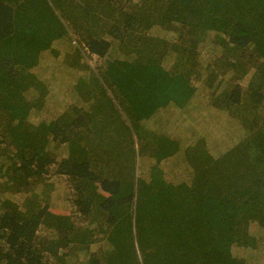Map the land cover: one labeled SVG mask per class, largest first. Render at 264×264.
Here are the masks:
<instances>
[{"label": "trees", "instance_id": "obj_1", "mask_svg": "<svg viewBox=\"0 0 264 264\" xmlns=\"http://www.w3.org/2000/svg\"><path fill=\"white\" fill-rule=\"evenodd\" d=\"M254 1L0 0V264H264Z\"/></svg>", "mask_w": 264, "mask_h": 264}, {"label": "rangeland", "instance_id": "obj_2", "mask_svg": "<svg viewBox=\"0 0 264 264\" xmlns=\"http://www.w3.org/2000/svg\"><path fill=\"white\" fill-rule=\"evenodd\" d=\"M6 1H14V0H6ZM24 0H15V2L17 4H21ZM253 4H257L259 6H264V0H257V1H254ZM262 18H261V23L264 22V14H261ZM119 80L121 82L122 79L119 78ZM7 81H8V78L5 77V75H1V87H2V95L0 97V104L2 106H7L11 103H14L16 106H24V103L22 102V98H20L18 96L19 92L13 88L12 86H15V85H12V84H8L7 85ZM137 79H135L134 81V84H137ZM124 83V82H123ZM125 84V83H124ZM126 85V84H125ZM128 88V87H127ZM129 89V88H128ZM130 90V89H129Z\"/></svg>", "mask_w": 264, "mask_h": 264}]
</instances>
